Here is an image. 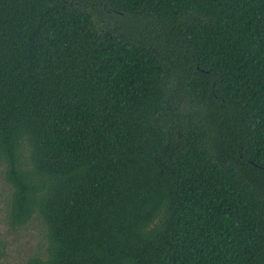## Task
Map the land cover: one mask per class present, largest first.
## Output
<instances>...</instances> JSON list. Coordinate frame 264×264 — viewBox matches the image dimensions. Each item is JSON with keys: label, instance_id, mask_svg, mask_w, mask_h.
<instances>
[{"label": "trees", "instance_id": "16d2710c", "mask_svg": "<svg viewBox=\"0 0 264 264\" xmlns=\"http://www.w3.org/2000/svg\"><path fill=\"white\" fill-rule=\"evenodd\" d=\"M0 168L23 264H264V0H0Z\"/></svg>", "mask_w": 264, "mask_h": 264}, {"label": "rangeland", "instance_id": "374dc122", "mask_svg": "<svg viewBox=\"0 0 264 264\" xmlns=\"http://www.w3.org/2000/svg\"><path fill=\"white\" fill-rule=\"evenodd\" d=\"M8 195L9 187L3 182L0 168V264H23L35 252L45 250L43 230L35 218L23 228L12 230L4 212Z\"/></svg>", "mask_w": 264, "mask_h": 264}]
</instances>
